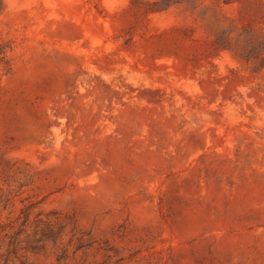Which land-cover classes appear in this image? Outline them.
I'll return each instance as SVG.
<instances>
[{
  "label": "rangeland",
  "instance_id": "rangeland-1",
  "mask_svg": "<svg viewBox=\"0 0 264 264\" xmlns=\"http://www.w3.org/2000/svg\"><path fill=\"white\" fill-rule=\"evenodd\" d=\"M2 50L0 264H264V0H0Z\"/></svg>",
  "mask_w": 264,
  "mask_h": 264
},
{
  "label": "trees",
  "instance_id": "trees-1",
  "mask_svg": "<svg viewBox=\"0 0 264 264\" xmlns=\"http://www.w3.org/2000/svg\"><path fill=\"white\" fill-rule=\"evenodd\" d=\"M6 52L4 51V50H2L1 52H0V56H1V58H0V62H2L7 68V70H10V68H9V61L7 60V58H6Z\"/></svg>",
  "mask_w": 264,
  "mask_h": 264
}]
</instances>
